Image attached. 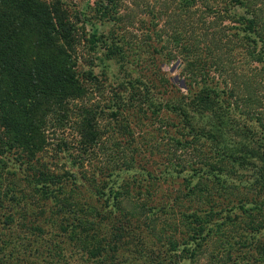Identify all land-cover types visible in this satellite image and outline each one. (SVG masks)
Wrapping results in <instances>:
<instances>
[{
    "label": "rangeland",
    "instance_id": "rangeland-1",
    "mask_svg": "<svg viewBox=\"0 0 264 264\" xmlns=\"http://www.w3.org/2000/svg\"><path fill=\"white\" fill-rule=\"evenodd\" d=\"M56 1L81 37L75 47V70L85 94L68 102L67 117L45 130V146L36 159L28 163L16 151L3 152L0 165L18 179L32 165L60 174L76 207L90 214L99 211L89 218L100 222L98 237L110 235L109 225L118 219L120 240L129 244L118 251L119 264H130V229L135 222L142 227L135 232L138 245L131 247L138 251V264L168 258L170 251L154 237L182 242L196 235L201 239L194 252L185 247L179 253L183 259L169 254L174 264L220 263L225 251L213 230L207 236L198 231L197 216L206 219V226L236 221L232 229L239 232V215L246 214L231 206L229 193L237 191L245 205L264 206V181L254 168L260 160L253 156L264 146V127L257 124L259 119L264 123V0H198L185 12L179 0H116L110 12L116 19L99 25L115 46L109 56L85 40L91 31L86 20L98 21L96 0ZM208 1L214 8L205 9ZM251 12L257 21L253 32L241 19L250 18ZM131 84L141 94L139 101L130 99ZM198 95L201 103L194 104L193 96ZM175 104L188 110V116L182 118L169 106ZM81 109L95 113L94 145L82 140ZM216 116L224 123H212ZM212 125L220 129L221 138ZM237 151L248 159L242 165L228 156ZM111 171L114 175L108 174ZM196 182L200 191L195 196L189 187ZM1 189L6 190V183H0ZM97 190L102 191L99 197ZM107 193L119 197V211L99 208ZM137 202L144 203L143 209L124 215ZM10 212L18 225L40 221L42 239L48 241L52 226L28 200H19ZM238 245L233 247L241 251ZM60 248L52 254L56 260L63 252L65 258L58 264H86L78 245L70 242ZM191 251L194 256L188 262Z\"/></svg>",
    "mask_w": 264,
    "mask_h": 264
},
{
    "label": "trees",
    "instance_id": "trees-1",
    "mask_svg": "<svg viewBox=\"0 0 264 264\" xmlns=\"http://www.w3.org/2000/svg\"><path fill=\"white\" fill-rule=\"evenodd\" d=\"M197 1L179 0V6L185 12ZM234 1L245 2V0ZM212 2H204L205 9L214 8L213 5H209ZM95 5L98 21L86 20L91 31L85 40L90 48L99 45V48L106 50L105 56H109L115 52V46H111V40L107 37L109 34L102 33L99 25L116 19L110 12L117 3L116 0H96ZM241 19L253 32V26L257 24L254 13H250V18L241 17ZM80 38L78 29L68 20L66 12L56 0H0V154L16 151L22 159H25V162L29 163L36 159L45 146V130L51 124L59 123L62 118L67 117L68 102L83 98L86 89L75 70L74 55ZM259 39L262 40L261 37ZM134 86L131 84L130 99L139 101L141 94L134 90ZM200 97V95L193 96L196 99L194 104L201 103ZM169 106L182 118L189 114L188 110L178 104ZM79 112L82 140L94 145L97 139L94 126L95 113L89 109H81ZM214 122L216 126H219L224 123V120L216 116L212 120V123ZM260 122L263 120L259 119L257 124L264 127V123ZM213 132L219 138L223 135L217 127ZM228 156L238 165L248 160L239 151L230 153ZM253 156L260 160L254 168H256L258 178L264 181V146L261 151H255ZM133 159L130 155V163ZM119 166L125 167L126 165L120 164ZM36 167L32 165L27 171L24 169L23 175L18 179L15 177V172L3 169L1 166L3 172L0 170V183H6V190L1 189L0 191V264H58L64 260V254L61 252L58 259L52 260L53 251L58 250L60 246V250H64L65 245H69L70 242L78 245V250L85 252L86 264L88 262L90 264H119L115 262L117 253L124 251L125 247L127 249L129 244L125 241L126 245H124L120 240L118 219L109 225L110 235L106 237L101 233L98 237L100 222L95 223L89 218L96 216L98 214L96 212L99 211L93 209L90 214L82 207H76L68 191L65 193V183L61 181L60 174L46 170V168ZM108 174L114 175L112 171ZM198 186V182L193 183L189 187V193L196 196V192L200 191ZM230 188L236 190L233 185H230ZM95 192L98 197L102 195V191ZM231 192L229 193L231 206L241 210L239 214H246L244 218L239 215V222H237L239 232L232 229L236 221H230L226 225L223 221L215 224L214 221L211 226H206V219L197 216L198 231L204 232L202 234L207 236L213 230L217 245H222L225 251L226 257L220 263L213 264H241L242 259L243 264H264V210H261L264 206L256 202L245 205V199L237 191ZM109 196L107 193L106 197L100 200L102 205H99V208L103 209L104 206H108L104 209L107 213L113 209L119 211L121 208L119 197L110 194ZM22 199L28 200V205L39 211L38 216H42L46 223L49 222L52 226V231L48 232L49 242L42 239L40 221H21L19 225L16 222L18 219L16 220L12 215L10 208ZM143 207V202H137L136 206L124 215L137 214ZM24 214L22 213L21 219L25 218ZM13 225H17L18 228ZM136 229L142 230L137 222L130 229L133 236L130 239V249H128L130 250V264L133 262L138 264L136 261L140 257L134 255L138 252L137 249H131L139 242L135 235ZM199 236L201 235H196L188 241L182 240V242L160 236L154 239L165 244V249L170 251L169 254L183 259L179 257V253H182L185 247L188 250H195L200 243L201 237ZM234 236L237 238L231 242ZM189 244H192V247ZM233 244H239L241 251L238 247L234 248ZM192 251L187 256L188 262L194 256V251ZM169 254L168 258L155 262L148 260L145 263L174 264L175 261ZM3 255H6L8 259L2 261L1 256ZM209 257L214 258V254Z\"/></svg>",
    "mask_w": 264,
    "mask_h": 264
}]
</instances>
